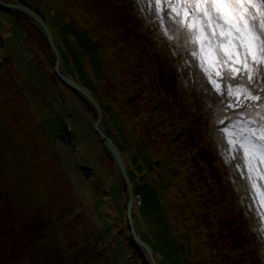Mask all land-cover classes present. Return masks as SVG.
Segmentation results:
<instances>
[{
  "label": "rangeland",
  "instance_id": "obj_1",
  "mask_svg": "<svg viewBox=\"0 0 264 264\" xmlns=\"http://www.w3.org/2000/svg\"><path fill=\"white\" fill-rule=\"evenodd\" d=\"M27 1L53 30L62 70L94 88L137 185L138 233L159 264H264L243 177L208 135L199 70L182 67V50L137 0ZM54 58L32 18L0 5V264H150L132 241L97 112L58 78Z\"/></svg>",
  "mask_w": 264,
  "mask_h": 264
},
{
  "label": "snow or ice",
  "instance_id": "obj_2",
  "mask_svg": "<svg viewBox=\"0 0 264 264\" xmlns=\"http://www.w3.org/2000/svg\"><path fill=\"white\" fill-rule=\"evenodd\" d=\"M137 7L182 50V67L199 70L208 135L227 170L243 177L245 211L254 213L264 254V0H137Z\"/></svg>",
  "mask_w": 264,
  "mask_h": 264
},
{
  "label": "water",
  "instance_id": "obj_3",
  "mask_svg": "<svg viewBox=\"0 0 264 264\" xmlns=\"http://www.w3.org/2000/svg\"><path fill=\"white\" fill-rule=\"evenodd\" d=\"M0 5L25 13L40 26V28L44 31L46 35L47 41L51 49L55 53L54 70L58 78L66 85L82 94L94 106L97 112L96 121L94 123V130L100 136L101 140L103 141L104 145L108 148L110 153L113 155L116 164L118 165L125 181V188L128 193V198L126 201V216L128 221V227L132 235V241L136 244L138 249L145 251L150 264H159L156 260L152 248L146 242L143 241V239L138 233L134 218V187L129 176L128 168L124 156L121 152V149L115 142L114 138L103 129L104 110L100 102L87 88H85L82 84L74 80L69 74L62 70L61 54L56 45L54 33L50 26L46 23V21L35 10L26 6L20 1L0 0Z\"/></svg>",
  "mask_w": 264,
  "mask_h": 264
},
{
  "label": "trees",
  "instance_id": "obj_4",
  "mask_svg": "<svg viewBox=\"0 0 264 264\" xmlns=\"http://www.w3.org/2000/svg\"><path fill=\"white\" fill-rule=\"evenodd\" d=\"M15 1H20V2H22L23 4H25L26 6H29V7H31L32 9H34L32 6H31V4H30V2H28L27 0H15ZM35 10V9H34ZM60 50V49H59ZM60 53L62 54V51L60 50ZM63 57V56H62ZM62 61H63V58H62ZM72 78H74L73 76H71ZM195 78L197 79V83H198V86L199 87H197V88H199V89H203V84L200 82V76H199V72H197V73H195ZM75 80H76V78H74ZM81 83V82H80ZM83 86H85V84H83V83H81ZM89 87V86H88ZM88 87H86L89 91H91L92 92V94H93V91H94V88H88ZM93 87V86H92ZM96 97V96H95ZM97 99V98H96ZM98 100V99H97ZM146 127H141V129H142V132H143V130H144V132H145V129ZM156 134H158V133H156ZM143 135V133L141 134H139V138L141 137ZM115 140V139H114ZM115 142L117 143V145L119 146V148L121 149V151H123L122 150V147H121V145L119 144V142H117L116 140H115ZM123 153V152H122ZM129 171V170H128ZM129 174H130V176H131V172L129 171ZM131 181H132V184H133V187H134V194L135 195H137L136 194V190H137V185L135 186L134 185V183H133V177L131 176ZM123 184H125V182H123ZM154 193V192H153ZM139 194V193H138ZM153 196H155V195H153ZM134 216H135V212H134ZM16 240H17V243L19 242V244H22V247H23V250H24V248L25 247H27V245H26V242H25V240H24V235L22 234V231H21V233H18V235L16 236ZM186 242H188V241H186ZM180 249H181V251H183L184 252V254L186 253L187 254V246H184V245H181L180 246ZM115 260H117V259H114V261ZM158 261V260H157ZM159 263V262H158Z\"/></svg>",
  "mask_w": 264,
  "mask_h": 264
},
{
  "label": "bare ground",
  "instance_id": "obj_5",
  "mask_svg": "<svg viewBox=\"0 0 264 264\" xmlns=\"http://www.w3.org/2000/svg\"><path fill=\"white\" fill-rule=\"evenodd\" d=\"M51 28V27H50ZM53 31V30H52ZM54 33V32H53ZM55 36V35H54ZM55 41H57L56 39H55ZM57 45V44H56ZM59 49V48H58ZM122 152V151H121ZM123 154V153H122ZM124 156V155H123ZM124 159H125V157H124ZM125 162H126V159H125ZM126 165H127V163H126ZM128 173H129V171H128ZM129 176H130V174H129ZM130 178H131V176H130ZM135 196V195H134ZM135 199V198H134ZM134 206H135V203H134Z\"/></svg>",
  "mask_w": 264,
  "mask_h": 264
}]
</instances>
